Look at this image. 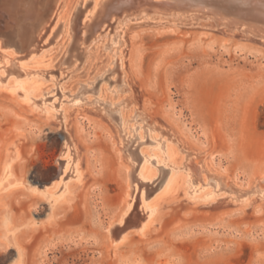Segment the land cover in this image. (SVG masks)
<instances>
[{
  "label": "rangeland",
  "instance_id": "obj_1",
  "mask_svg": "<svg viewBox=\"0 0 264 264\" xmlns=\"http://www.w3.org/2000/svg\"><path fill=\"white\" fill-rule=\"evenodd\" d=\"M80 1L79 8L94 0ZM190 2L203 17L155 11L154 18L133 3V14L105 15L96 27L81 30L83 15L77 13L69 39L60 41L59 27L42 31L37 47L26 49L9 45L14 33L8 22L11 29L4 39L0 35V178L5 181L20 154L25 163L14 179L26 188L7 201L6 213L23 225L49 214L54 197L42 193L43 201L31 185L56 181L69 149L84 172L61 216L24 237L25 264H264V36L247 29L252 25L219 24L205 0ZM93 46L100 47L99 66L85 69ZM34 78L41 95L34 96ZM126 99L138 102L127 127ZM66 103L68 122L61 111ZM48 108L58 118L50 119ZM175 137L184 164L168 156V140ZM184 150L198 154L208 170L188 174L178 191L161 196L171 174L188 169L191 155ZM70 167L72 173L75 164ZM225 182L258 196L242 202ZM140 188L144 212L149 202L160 204L155 226L120 244L113 231L112 244L109 230L121 223L127 205L128 216ZM55 194L60 198V191ZM16 256L15 249H0V264H12Z\"/></svg>",
  "mask_w": 264,
  "mask_h": 264
},
{
  "label": "bare ground",
  "instance_id": "obj_2",
  "mask_svg": "<svg viewBox=\"0 0 264 264\" xmlns=\"http://www.w3.org/2000/svg\"><path fill=\"white\" fill-rule=\"evenodd\" d=\"M190 1L193 0H183V1L179 0L176 2L170 0H94L91 3V5L79 8L81 2L80 0H0L1 3L0 17L2 18V20L0 21V35L4 39V35L6 34V31L10 28L8 22L12 21L13 26H11V28L14 35H12V38L9 39L8 41L11 47H23L25 49L30 45H34L37 47L36 44L40 43L41 42L40 40L43 38V35H45V34H41L42 31L52 33L59 27H63V29L61 30L62 37L60 39V41H62L70 38L71 23L74 17L77 15V13L79 15L82 14L83 19L84 17L89 18V20L87 21V25H83L82 23L83 19H82L79 22L78 27L81 30L83 29L90 30L96 27L99 24L101 18H103V16L105 15L116 16L118 12L121 11L120 13L121 18H124L125 12H129L130 14H133L132 6H131V4L133 3L136 4V9L148 8V11H150V13L153 15L154 18H156L158 15L155 13V11H163V12L166 11L169 13L183 12V13H189V15H192L194 13L193 14L194 18L198 16L203 17L204 15L201 14L203 9L195 3H191ZM198 1L201 0H197V2ZM205 1L211 4L212 6L211 13L216 14L218 16L219 24L221 25L224 24L227 26L229 25V27H232V29H236L237 27L240 26L243 27L246 25L250 27L252 25L253 27L250 28L246 27V28L256 34L264 36V0H251V1L249 0L252 5L249 4L250 3L249 1L248 2L246 1L244 4H242L241 2H239L241 0L238 1L239 3H241L240 5H238V3H234L233 0H221V1L205 0ZM247 4L249 5V7H246ZM218 6H222L226 8V10L228 11L225 12L219 9L215 10L216 8H218ZM138 11L139 10L134 12L137 13ZM206 13L207 12H205V14ZM234 13L235 14L237 13V15H235ZM146 15H148L147 12L144 14L142 13L141 16L143 18H147ZM24 23H28V28L23 25ZM61 46L58 47V49L59 48L61 49ZM94 46L88 52V56L85 62L86 65L85 69H87L89 66L91 67V69L94 68L96 69L97 66H99V63L97 62L100 57L98 56L99 55L98 49L100 47L97 46V49L94 50ZM37 49L38 50L40 49L39 46ZM33 50L34 49H32V51ZM32 51L30 50V53L27 51L28 52L27 56H29L32 53ZM56 57L57 56H54L52 59H55ZM2 58L3 56H1L0 54V60ZM112 59L113 57H109V66L114 62V60ZM34 83L36 84L33 90L36 93L34 96L41 95L42 88L39 87L38 84L40 83V81L37 78H34ZM0 87L2 88V85H0ZM127 88L129 89L130 87L128 86ZM105 89L106 88L102 87L101 92H105ZM10 92L14 93V91H10ZM25 99L29 101L28 96H26ZM123 102L125 103V106L122 111V116L124 119V124L127 127L129 116L137 112L138 102L136 99H126ZM61 107H62L61 111L63 114V119L64 121L68 122L71 117V109L69 107V104L67 103L62 104ZM45 113L50 119L55 120L56 118H58V114L55 113V111L52 109L48 108V110H46ZM140 117L142 120L147 119L146 114H143L142 112L140 113ZM152 127L154 130L159 131L158 126L152 124ZM168 141H170L166 146L168 156L171 157L176 164L181 162L184 164L186 157L184 154H181L179 150L181 140H179L178 137H175L171 139L169 138ZM71 143L74 146H76L73 140H71ZM184 151L188 152L189 156L191 155L190 156L191 158H189V162L187 164L188 169L186 170V172L184 171L177 173L173 172L170 178L168 179V182L160 190L161 196L169 195L174 191H176L181 185L180 182L182 180L185 181L186 176L188 174H202L205 171V169L208 170L207 163L205 161H201V158L200 157L198 158V154L195 153L193 154L187 150ZM72 156H73L72 149H69V151L66 152V161H63L61 165L62 166L61 174L59 175L57 180L55 179L56 181H54L49 185H41V184L31 185L32 186L31 188H35L32 190L31 193L35 194L36 196H39L43 201L48 202L43 197V195H46V197L48 198L50 196H53L54 198H52L53 203L48 202L49 211H50L49 214H46L45 217L31 216L24 225L19 223L16 217L13 216L11 213H9V215L6 213L7 211L6 209L8 206L7 201L9 202L10 198L18 190L26 188L21 186L23 185L22 183H20V185H17L14 179V177H16V170L23 167L25 163V161L21 158L20 154L17 155L16 162L15 163L12 162L10 164V167L8 169L10 171L9 172L10 175L7 176L5 181L0 178V215H1L0 229L2 231L0 233V249L5 251L15 249L17 251V256L12 261V264L26 263L27 254L25 255L26 248H24L25 246L24 237L30 231L31 233L36 232L40 228L55 222L62 214V205L69 202L74 187L77 186L82 181L84 176V172L81 167L82 160L80 157H77L75 158L76 160H74ZM9 157L10 156H7V158ZM5 162L6 165L3 166L2 168L1 176H3L7 171V163L9 161L6 160ZM74 164L75 167L73 172L71 173L70 171L72 170L68 171V169H71L72 167H70V165L73 166ZM127 176L136 180V176L134 175L132 169L130 170L128 169ZM219 180H220L219 182L224 183L223 179L220 178ZM259 184L261 185V187L264 186V177L259 180ZM224 186L227 190H231L239 193L241 198L240 201L242 202L253 201L258 196L257 192L254 190L253 191L250 190L249 192H241L235 189L233 186H230V184L226 182ZM36 187H38L39 190H43V192L39 193L38 192L39 190L36 189ZM182 189H183V184H182ZM56 190L61 192L60 198L55 196ZM152 199H156V196L154 195ZM143 202H144L143 192H142V188H140L138 189V192L136 194V202L132 206V209L130 210L128 216L124 217V214L126 213V210L128 208L127 205L125 210L123 211V214L121 215V223L117 225L113 224L111 229L109 230V239L111 240L112 244H114L113 242L114 237L112 235L113 231L116 234L115 237L118 241V244H120L125 239H127L130 233L145 234L147 230L152 228V226H155L159 212L161 210L160 204L158 202L155 203L149 202L148 203L149 209L147 212H144L145 210L143 209L142 206Z\"/></svg>",
  "mask_w": 264,
  "mask_h": 264
}]
</instances>
